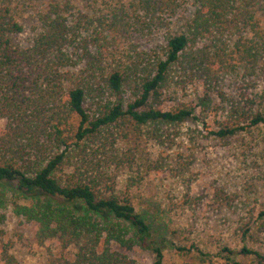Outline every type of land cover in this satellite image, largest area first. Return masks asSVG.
<instances>
[{
  "label": "trees",
  "instance_id": "16d2710c",
  "mask_svg": "<svg viewBox=\"0 0 264 264\" xmlns=\"http://www.w3.org/2000/svg\"><path fill=\"white\" fill-rule=\"evenodd\" d=\"M17 1L0 0V223L11 206L35 223L40 244L57 240L47 264H142L131 256L138 249L153 264L169 249L264 264L247 244L210 255L177 243L165 210L135 203L143 166L123 146L132 132L157 139L189 119L210 127L211 115L209 135L222 140L264 126V0H49L25 47L14 38ZM144 37L152 46L134 40ZM229 80L259 90L229 96ZM190 86L199 92L184 100ZM249 214L244 237L264 230V209Z\"/></svg>",
  "mask_w": 264,
  "mask_h": 264
},
{
  "label": "rangeland",
  "instance_id": "374dc122",
  "mask_svg": "<svg viewBox=\"0 0 264 264\" xmlns=\"http://www.w3.org/2000/svg\"><path fill=\"white\" fill-rule=\"evenodd\" d=\"M49 0H18L14 12L23 25L21 33L14 36L21 46H29L34 34L40 29L38 9ZM105 5V0H97ZM120 2L119 0H109ZM194 8L188 6L189 15ZM141 46H152L151 42L134 38ZM227 82L226 92L231 95L253 96L258 87L241 80ZM251 82V81H250ZM256 82V78H255ZM198 86H190L184 100L196 98ZM213 103L221 102L217 92L209 93ZM209 126L201 120L189 119L162 131L161 138H137L135 132L123 143L124 147H135L143 173L132 187V194L139 209L164 210L170 223V231L177 243L189 246L196 243L199 248L214 255L222 245L235 250L244 244L264 254V230L253 226L247 236H242L239 226L264 209V126L236 134L228 139L209 135ZM5 125V121H0ZM165 162L161 173L150 171L148 164ZM164 165V164H163ZM128 175H124L123 177ZM221 198L220 196H225ZM190 198V199H188ZM186 199L188 201H186ZM6 217L0 228V264H47L51 253L61 252L57 240L40 244L36 237L35 223L16 215L11 206L2 209ZM168 216V217H167ZM244 220V221H243ZM7 251L3 252L2 247ZM75 251L73 248L69 252ZM142 264H153L150 251L138 249L131 253ZM236 260L255 264L252 256L236 255ZM164 264H229L220 256L210 259L197 251L186 253L169 249L165 252Z\"/></svg>",
  "mask_w": 264,
  "mask_h": 264
}]
</instances>
